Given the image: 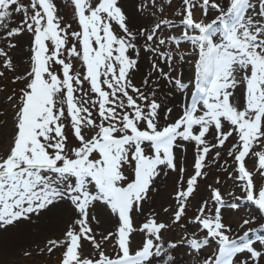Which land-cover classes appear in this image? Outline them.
Listing matches in <instances>:
<instances>
[{"label":"snow or ice","instance_id":"1","mask_svg":"<svg viewBox=\"0 0 264 264\" xmlns=\"http://www.w3.org/2000/svg\"><path fill=\"white\" fill-rule=\"evenodd\" d=\"M68 6L0 0V233L55 221L56 264H264V0Z\"/></svg>","mask_w":264,"mask_h":264},{"label":"rangeland","instance_id":"2","mask_svg":"<svg viewBox=\"0 0 264 264\" xmlns=\"http://www.w3.org/2000/svg\"><path fill=\"white\" fill-rule=\"evenodd\" d=\"M56 2L61 7V15H63L68 22H71L72 16L71 9L68 6V0H56ZM129 2H131V0H129ZM17 55L19 56L18 63L23 66L24 62L27 60V57L19 53V50ZM76 66L80 67L78 62L76 63ZM2 83L8 84L9 87H12L7 79H5ZM187 156L188 159H192L191 149H189ZM221 162H223V160ZM249 166H251V162ZM217 175H220V173L216 169H213V174L207 178V183L212 182ZM220 178L224 182V198L226 200H231L233 197H239L242 195L239 189L235 188L231 181H228L225 176L220 175ZM258 182L260 181L258 180ZM158 183L161 195L160 197L156 198V204L154 207H159L160 203L164 198L167 197L172 189L171 178H165L161 176ZM199 183L206 196V181L201 180ZM229 192L233 193V197L228 196ZM195 203V201H192L189 211L195 210ZM249 213L258 215V211L254 206L248 205L246 202L241 201L239 210L234 213L232 219L239 220L242 217L247 218ZM36 223L40 222L37 221ZM43 224L45 226L42 228V230L32 229L31 233H20L13 229H9L7 233H0V264H56V259L59 255V252L49 255L46 251L42 253L40 249L45 246L47 239L55 238V236L60 235V226L55 223V221H44ZM249 227H258V224L249 225ZM192 230L193 229H190V231ZM177 235H179L178 230L165 233L166 237ZM211 250L212 249H206L205 252L207 253ZM25 253L28 254L26 255Z\"/></svg>","mask_w":264,"mask_h":264}]
</instances>
